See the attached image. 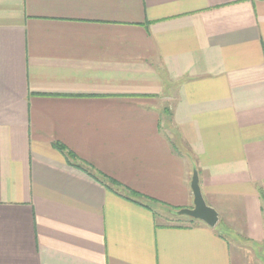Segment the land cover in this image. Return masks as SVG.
Here are the masks:
<instances>
[{
  "label": "crops",
  "instance_id": "0c3cea01",
  "mask_svg": "<svg viewBox=\"0 0 264 264\" xmlns=\"http://www.w3.org/2000/svg\"><path fill=\"white\" fill-rule=\"evenodd\" d=\"M262 254L264 0H0V264Z\"/></svg>",
  "mask_w": 264,
  "mask_h": 264
},
{
  "label": "water",
  "instance_id": "95a60500",
  "mask_svg": "<svg viewBox=\"0 0 264 264\" xmlns=\"http://www.w3.org/2000/svg\"><path fill=\"white\" fill-rule=\"evenodd\" d=\"M190 188L193 195V206L191 208H181L177 210V214L201 220L211 227L215 226L218 221L217 211L206 204L201 193L196 171L193 172Z\"/></svg>",
  "mask_w": 264,
  "mask_h": 264
},
{
  "label": "trees",
  "instance_id": "16d2710c",
  "mask_svg": "<svg viewBox=\"0 0 264 264\" xmlns=\"http://www.w3.org/2000/svg\"><path fill=\"white\" fill-rule=\"evenodd\" d=\"M67 157H68V159H69V163L70 164H72V165H74V166H77V167H79V168H81V169H83V170H86V171H88L89 173H91L89 170H87L85 167H83V166H81V165H78V164H75V163H73V162H70V159H72V160H75L76 159V157L71 153V152H67ZM92 174V173H91ZM101 177H102V180H104L103 181V183H104V186L105 187H107V188H112V187H116V188H122L123 190H125L127 193H129L130 195H131V198H129V197H127V198H129L130 200H132V201H134V202H136L137 204H139V205H141V206H143V207H145V208H150L149 207V205L147 204V203H145V202H153V203H155V200H153V199H151V198H148V197H146V196H143V195H141V194H138V193H136V192H133V191H131V190H129L128 188H126V187H124V186H122L120 183H118V182H116L115 180H113V179H111V178H109V177H107V176H103V175H101ZM95 178L96 179H99L98 177H97V175L95 176ZM145 201V202H144ZM175 211H177V209L176 208H173ZM178 215V214H177ZM185 216V215H184ZM186 218L185 219H187L185 222L183 221V223H176V224H184V223H187V222H189V221H192L193 220V218H190V217H188V216H185ZM179 219H182V218H180V217H178ZM175 224V223H174Z\"/></svg>",
  "mask_w": 264,
  "mask_h": 264
},
{
  "label": "rangeland",
  "instance_id": "374dc122",
  "mask_svg": "<svg viewBox=\"0 0 264 264\" xmlns=\"http://www.w3.org/2000/svg\"><path fill=\"white\" fill-rule=\"evenodd\" d=\"M164 211L166 213H161L163 215L160 216V220L161 223H168V224H176V223H183V221L185 222L187 219H185L186 217L184 215H177V211H175L173 208H167L164 209ZM178 217L182 218L179 219ZM222 232L226 235L227 232L225 230H222ZM264 258V254L261 255Z\"/></svg>",
  "mask_w": 264,
  "mask_h": 264
}]
</instances>
